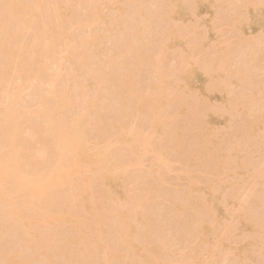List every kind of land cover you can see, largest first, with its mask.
Returning a JSON list of instances; mask_svg holds the SVG:
<instances>
[{
	"label": "bare ground",
	"instance_id": "1",
	"mask_svg": "<svg viewBox=\"0 0 264 264\" xmlns=\"http://www.w3.org/2000/svg\"><path fill=\"white\" fill-rule=\"evenodd\" d=\"M225 17L238 45L216 37ZM187 44L202 56L186 57ZM261 60L264 0H0V264H179L170 251L193 242L187 263L207 251L213 264L229 247L242 253L235 264H264V221L245 208L253 195L264 207V191L241 196L264 163ZM181 117L185 199L160 188ZM24 127L45 145L39 163ZM91 142H103L97 154Z\"/></svg>",
	"mask_w": 264,
	"mask_h": 264
},
{
	"label": "rangeland",
	"instance_id": "2",
	"mask_svg": "<svg viewBox=\"0 0 264 264\" xmlns=\"http://www.w3.org/2000/svg\"><path fill=\"white\" fill-rule=\"evenodd\" d=\"M237 15V14H235ZM214 24V30L216 33V37L218 36L219 39H222L224 41L227 42L228 45H230V43L233 45H238V37H236L235 35V29H236V22L235 20L231 21L229 19H226V17L224 19H218L216 21L213 22ZM108 33H103V41L99 42L100 44H106L105 43V37L108 36L106 35ZM186 57L190 58V57H200L202 56L199 53L193 54V48L190 44H187L185 51H184ZM202 53H204V51H202ZM66 54H59L58 55V59L61 62H66L65 60ZM220 57V54L215 55V58ZM200 64H203L202 60H199ZM259 66L261 67V69H264V60H261L259 62ZM167 67L169 69H175L178 67V63L175 60V58L173 56H168L167 57ZM144 71L148 72V68H144ZM64 74H66L67 72L64 71ZM77 74V73H76ZM260 74H264V72L262 73V71H260ZM18 82L17 81H13L12 83L8 84L9 86L8 88V93H13L14 90H16V88L18 87ZM36 84V82H34V85ZM7 85V84H6ZM32 89L27 90L26 91V95L29 94L31 92ZM183 104H187L188 107V112L192 113L194 112V108L192 107V105H194L195 103L197 104V102L194 100L193 97H191L190 95H187L183 101ZM33 111V110H32ZM187 117H181L177 123L180 125L181 128V142H179L177 144L176 142V146L175 149L170 153L171 156V162L169 166H163L160 168V175L161 177H163V181L160 182V188L162 192H171L172 194L174 193H179L182 199L187 198V195H184L183 192L187 190L188 185H189V179H190V170H191V165L188 161V159L190 158L191 155V145L189 143H186L184 140L186 139V137H188V135L184 132V126L186 125L187 121H186ZM141 118L139 116H134L131 120V124L132 123H140ZM183 131V132H182ZM21 136L28 142V146H27V151L29 152L31 159L33 161H36L37 163L41 162L43 160L44 154L41 153V151L45 150V145H43L42 143L36 141V138L34 137L33 132L29 129V127H24V129L21 131ZM169 140V138L167 139ZM226 142H227V137H226ZM103 145V142H99L98 144H96L95 142H91L89 144V148L92 150L93 153L97 154L99 151V148ZM221 144H218L217 147H219ZM118 147H116L117 149ZM188 158V159H187ZM210 161V160H209ZM154 155L152 153V151H149L148 154H146V157L142 160L140 168L142 169V171L144 173H149L152 170H154ZM261 169V170H260ZM258 171H256V175L258 177H262V172L264 173V163L262 164L261 168ZM203 172L205 174L210 173L211 171L208 170L207 167H203ZM254 176L249 184L248 187L244 188V189H240L241 193L243 196L244 192L247 191L249 189V187L252 189H255V191L260 190L259 188H262L260 192L264 191V182L259 183L258 177ZM258 188V189H257ZM248 193V192H246ZM263 194V193H262ZM246 195V194H245ZM245 197V196H244ZM258 195H253L249 201L248 204L245 205L246 208V215L247 217L250 219L251 224L255 223L256 221L259 222H263L264 221V207H256L257 204H255V201L258 199ZM12 199L14 201H18L19 197L18 196H12ZM157 201L162 202L163 199L158 197ZM253 207L255 206L257 210H254L252 212V210H248L249 207ZM260 208V209H258ZM189 212V210H188ZM187 212V213H188ZM186 215V218H184V221L182 220V218H179L178 222H181L180 225L185 222V220L190 219L189 217L192 216V212L190 211L189 214ZM234 213V211L232 210L229 215H232ZM238 214V212H236ZM181 219V221H180ZM256 220V221H255ZM187 225L186 222L182 224L183 225ZM212 224V228L214 230H216L215 232H217V238H221L223 235H225L224 231L225 229H223L222 226H220V223L214 221L211 222ZM240 224V219H237L235 221V219H233L231 221V225L232 226H238ZM68 226V225H67ZM219 227V228H218ZM221 227V228H220ZM188 229V225L186 227L183 226V230ZM86 232V231H85ZM224 237V236H223ZM222 237V238H223ZM197 245V242H193L191 244V246H189L188 248H184L181 246H177L174 247L171 251H170V256L171 258L174 260V262H178L179 264H193V263H187L188 262V258H190L192 256V252H193V248ZM223 252L216 257V262L213 264H235L237 263V261H239V257H241L242 253L240 252H234L232 254L227 255V248L229 250V247H221ZM202 254V262L201 264H208L207 263V257H208V253L207 251H201ZM258 261L262 260V258L257 257ZM62 261L61 258L58 259V262L60 263ZM77 262V261H76ZM212 264V263H211Z\"/></svg>",
	"mask_w": 264,
	"mask_h": 264
}]
</instances>
